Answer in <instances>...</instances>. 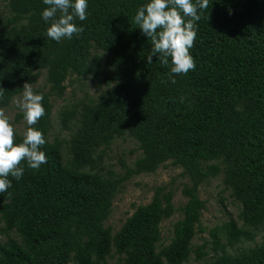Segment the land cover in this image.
Listing matches in <instances>:
<instances>
[{"label":"trees","instance_id":"trees-1","mask_svg":"<svg viewBox=\"0 0 264 264\" xmlns=\"http://www.w3.org/2000/svg\"><path fill=\"white\" fill-rule=\"evenodd\" d=\"M0 2L8 9L0 17V108L43 71L49 85L48 93L34 92L44 97L45 115L34 127L46 139L40 150L47 163L36 171L23 162L22 178L10 176L12 187L0 193L4 231L18 237L0 243V264H105L112 249L123 256L116 264H182L205 209L198 188L219 175L242 205V225L231 221L212 233V249L220 251L215 264H264V0H209L198 13L190 49L196 69L175 76L174 84L171 58L162 65L156 55L148 64L152 44L134 22L150 0H87V19L74 21L84 32L60 42L47 37L51 21L42 19L43 0ZM93 48L109 54L103 80L112 88L83 105L77 119L65 111L62 125L73 129L70 139L49 143L50 95L62 98L70 76L100 74ZM126 134L141 151L133 166L122 163V176L93 172L95 150ZM22 142L16 135L15 143ZM167 162L190 182L170 244L156 251L160 224L174 213L173 193L165 187L111 235L104 222L121 184ZM256 232L260 241L244 247Z\"/></svg>","mask_w":264,"mask_h":264},{"label":"rangeland","instance_id":"rangeland-1","mask_svg":"<svg viewBox=\"0 0 264 264\" xmlns=\"http://www.w3.org/2000/svg\"><path fill=\"white\" fill-rule=\"evenodd\" d=\"M7 15L8 9L4 3L0 2V17H6ZM108 55V53H103L93 48L92 56L97 57L101 65L99 69L100 74L96 77L90 75L87 78L70 76L64 83L66 90L62 98L50 95L53 108L50 117V130L47 135L49 143L56 140L69 141L73 129L67 130L63 128L62 121L65 111H74V119H77L83 105L92 104L97 100L98 96L103 94L107 89L112 88V85H106L103 80V76L107 70L105 63ZM32 87L34 92L38 89L46 93L49 92V85L44 71ZM22 93L23 91L13 97L9 106L4 108L18 136H23L27 124L24 121L23 112L13 101L14 98L22 97ZM19 115H23V117L17 119ZM68 125L72 127L74 120ZM62 153L65 161L70 160L66 143H63ZM140 156L141 151L138 149V143L126 134L115 138L108 146L103 145L95 150L94 164L96 165V169L93 172H99L103 175L112 172L117 176H122L124 175L122 163L128 167H132ZM84 170L90 171L89 168H85ZM222 180V175L209 178L198 188V197L205 203V209L201 211L199 219L201 231L196 229V235L191 241L192 251L187 261L182 264H215V259L220 254V251L212 249V233H215L216 230L221 229L223 225L231 221L235 222L238 227L242 225V222L238 218L242 205L231 196L230 190L223 185ZM185 186H190L189 178L185 175L182 168L172 166L170 162L160 166L155 173L130 177L121 184L115 194L110 214L104 222V227L110 230L111 235H114L138 206L147 205L152 201L156 189L165 187L167 191L171 190L173 193L172 204L174 213L160 224V238L156 244V251L160 252L170 244L173 238L174 225L182 219L181 210L188 200L182 194ZM260 237L261 234L256 232L254 241L246 243L244 247L257 244L261 239ZM9 239L18 240V237L14 233H6L3 223L0 221V243H4ZM205 243H209V245L204 248L203 245ZM200 252L204 253V255L198 257ZM227 252L232 254L235 251L227 248ZM122 258V255H117L114 249H112L110 255L106 257L105 264H116Z\"/></svg>","mask_w":264,"mask_h":264},{"label":"clouds","instance_id":"clouds-1","mask_svg":"<svg viewBox=\"0 0 264 264\" xmlns=\"http://www.w3.org/2000/svg\"><path fill=\"white\" fill-rule=\"evenodd\" d=\"M47 6L41 13L45 22L51 21L47 29V37L56 42L72 39L84 32L74 22L87 19V0H43ZM209 0H150L141 6L134 22L142 30L152 44L147 56V63H152V57L158 55L162 65L169 64V78L176 83L175 76L187 75L195 71L196 63L190 49L197 39V23L201 19L198 14L206 10ZM4 89L0 88V99ZM44 97L33 91L32 84L23 85L22 97L14 98L15 105L23 112L27 130L23 133V142L15 143L16 131L9 115L0 108V193H5L12 187L9 177L20 180L24 174L23 162L28 168L38 171L47 163V156L41 147L46 144L44 134L34 127L45 115L42 101Z\"/></svg>","mask_w":264,"mask_h":264}]
</instances>
